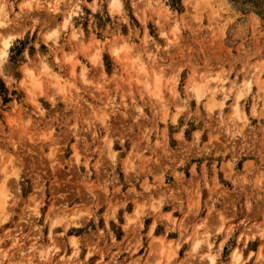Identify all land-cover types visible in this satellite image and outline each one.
Instances as JSON below:
<instances>
[{"label": "rangeland", "instance_id": "374dc122", "mask_svg": "<svg viewBox=\"0 0 264 264\" xmlns=\"http://www.w3.org/2000/svg\"><path fill=\"white\" fill-rule=\"evenodd\" d=\"M120 3L0 0V264H264V0Z\"/></svg>", "mask_w": 264, "mask_h": 264}, {"label": "bare ground", "instance_id": "6f19581e", "mask_svg": "<svg viewBox=\"0 0 264 264\" xmlns=\"http://www.w3.org/2000/svg\"><path fill=\"white\" fill-rule=\"evenodd\" d=\"M111 7H112V9H116V8H120L121 7V3H120V0H111ZM54 10H56V9H54ZM4 14V12L2 11V9L0 8V24L2 25V24H5V23H7L6 21H3L2 19H1V16ZM5 16V15H4ZM71 17H72V13H69L67 16H66V18H65V22H64V25L65 26H67L68 25V22H70V19H71ZM5 19H6V17H5ZM4 26V25H3ZM3 28V27H2ZM8 32H9V30H8ZM15 38V37H14ZM12 42H13V39H12V37L10 36V37H6V38H3V40H2V46H1V53H0V57H3L5 54H6V52L9 50V48L11 47V45H12ZM124 46V45H123ZM125 47V46H124ZM123 50H126V48L124 49L123 48ZM123 50H121V48H119V47H115L114 46V49H113V53L118 57V56H120V51H123ZM99 56V55H98ZM137 61H138V59H137ZM136 62V61H135ZM138 63H139V61H138ZM45 64V67L43 68V69H49V66H48V64H46V63H44ZM140 65H142L141 63H140ZM141 70V69H140ZM31 77H32V79H31V81H32V86L34 87V88H41V81H39V79H38V77H35L33 74H31L30 75ZM56 78V77H55ZM58 79V78H57ZM159 78H157V82H156V88H159ZM60 83L58 82V80L54 83V86L55 87H57L58 85H59ZM191 88H192V90H193V92H194V94L198 97V98H202V96H204V91H203V89H204V85H202V84H200V83H198V82H194L193 84H192V86H191ZM42 91V90H41ZM0 193L1 194H3V191L2 190H0ZM0 202H2V198H0ZM212 261H214V258H212Z\"/></svg>", "mask_w": 264, "mask_h": 264}]
</instances>
